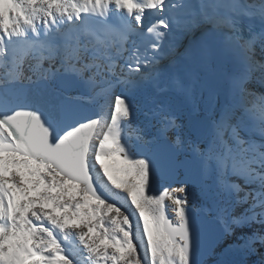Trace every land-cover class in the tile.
<instances>
[{
  "label": "bare ground",
  "instance_id": "1",
  "mask_svg": "<svg viewBox=\"0 0 264 264\" xmlns=\"http://www.w3.org/2000/svg\"><path fill=\"white\" fill-rule=\"evenodd\" d=\"M13 1H9L10 3L0 2V34L5 35L23 29L25 25L45 24L47 21H53L54 18H60L73 10L78 11L95 0H60L50 6L48 4L52 1L41 0L39 2L45 6L43 9H33L32 5L29 4L28 9L33 12H27V8V10L19 9ZM97 1L104 5H114L115 9H134L138 13L146 14L152 3L161 0H140V6H134V0ZM251 45L254 46L253 43L246 45L249 53L253 52ZM176 49L178 50V48ZM62 60L68 66L72 65L75 68L79 79L84 83L83 86L68 91L67 94L92 103L97 102L100 107V123L92 140L89 165L93 152L98 155L104 151H110L112 147L123 141L124 135L126 136L130 132L140 133L144 139L149 137L152 140L160 135L171 136L181 148L183 155L188 156L185 154L188 152V157L195 158L197 152L202 154L198 160L204 164L205 173L208 172L207 159L214 157V168L222 165L227 166L228 179L231 181L230 191L238 192L239 202L237 208L230 206L225 211L228 218L227 234L219 243L218 253L211 261L214 264H237L235 255L243 253L246 256L245 264L255 262V256L251 250L254 244L253 240L247 239L246 236L248 235L247 228L254 226L256 222L252 220L245 223L244 220L253 214H257L258 218L255 220L264 227L262 216L264 215V202L260 208L254 206L256 201L264 197V166L259 169L257 177L250 176L248 168L242 169V165H244L242 160L247 161L252 156L250 167L253 168H257L253 165L254 162L264 160L262 158L264 138L256 135V129L264 126V119L262 121L254 119L256 115L264 114V61L261 62L258 54L253 52L251 64L247 69L243 67L237 70L233 65L237 59L233 58L228 51L221 64H216L213 60L208 59L202 69L189 65L182 66L179 71L167 75V82L163 80L165 71L160 65L156 68L157 75L154 71L150 75H145L144 84L124 82L119 86H116V80L99 75L98 73L101 71L98 69L91 71L83 57L76 59L68 56L67 59L65 54L59 57V63H54L57 60H53L48 64L51 68L49 71H43L41 78L48 79L58 87L55 79L64 67V64H61ZM77 61L89 69L79 68L76 66ZM21 65L20 69L15 72L12 65L10 70L5 68L6 70L0 77V84L17 80L24 81L25 76L27 77L26 68L31 63L27 58H24ZM212 74L218 77L219 82L218 87L208 96L207 81ZM156 77L158 81L151 82ZM125 80L127 81V79ZM247 80L250 81L249 87L258 89L261 96L254 95L251 88L245 89ZM153 87L157 88L158 91L154 92ZM202 114H207L210 117L212 125L201 138H197L191 133L192 117ZM105 123L108 125L107 134L102 137L104 130H101V127ZM111 129L113 130L111 131ZM0 137L13 139L8 129H5ZM239 137L242 138L238 140ZM242 140L247 142L249 148L244 149L246 143L240 145L239 142ZM236 141L239 147L235 146ZM147 144L150 145L151 143ZM243 149L248 152V155L245 153L246 156H243L239 152L240 150L243 152ZM249 149L254 150L253 155H251V151H248ZM231 161L233 166L229 168L228 164ZM1 165L2 162H0ZM105 165L104 163L100 165L95 173L92 169L91 171L102 187L108 193L116 196L123 206L136 217L138 224L135 228V234L139 239L140 248L150 264H153V253L156 249L154 226L160 225L159 212L162 211V204L148 191L140 193L139 190L135 191L134 187H129V185H125L122 189L127 194L120 196L114 193V189L112 190V187H108V185L109 183L113 184L115 175L107 170ZM181 185L189 187L186 184H179V186ZM241 191H243L242 194H240ZM246 192H249V197ZM233 197L234 195L229 196L226 205L231 203ZM250 200L254 202L250 203ZM15 203L17 206L14 205L15 209H13L12 206ZM22 208L19 190L13 193L12 187H9L8 184H0V216L4 217L0 223V259L8 257L13 251H20L23 245L30 240L47 246L52 253L57 255L60 251L59 246L49 231L40 230L38 234L32 237L28 235V226L32 220H36V212L22 213ZM142 214L145 216L142 217ZM44 215L40 214L36 221L42 218L48 219V216ZM51 220L52 222L55 221V219ZM173 220L175 221L174 216ZM228 223L235 224L232 234ZM259 232L262 233L263 231ZM70 234L72 240L79 243L78 237L71 232ZM180 242L182 241L178 240L174 244H178L180 247ZM77 252H74L75 256H78ZM86 258V256L82 257L84 262H86ZM107 261L103 264H107ZM53 264L77 263L69 255L58 254Z\"/></svg>",
  "mask_w": 264,
  "mask_h": 264
},
{
  "label": "rangeland",
  "instance_id": "2",
  "mask_svg": "<svg viewBox=\"0 0 264 264\" xmlns=\"http://www.w3.org/2000/svg\"><path fill=\"white\" fill-rule=\"evenodd\" d=\"M9 1L13 0H0V2L6 3H10ZM39 1L41 0H14L13 3L22 10H27L29 4L32 5L33 9L39 10L45 7ZM49 1H52L48 4L50 6L60 0ZM28 11L33 12L30 9ZM54 63H59V61ZM43 71L44 66H39V68L36 65L27 67V77L25 76L24 81L41 79ZM247 81L245 89L251 88L254 95L261 96V92L258 89L255 90L254 87H249L250 81ZM92 104L100 110L97 102ZM5 129H8L7 126L0 122V135ZM106 129H108V125L105 123L101 127V130H104L102 137L107 134ZM163 137L164 135H160L155 140L149 137L144 139L140 133L130 132L128 135H124L123 141L112 147L110 151H104L98 155L93 152L90 167L95 173L100 165L106 164V169L115 175L113 184L109 183L108 187H112L114 193L120 196L127 194L122 190L125 185L134 187L133 189L139 190L140 193L148 191L154 195L161 202L162 211L159 212L160 225L154 226L156 249L153 253V264H187L186 256L178 244L171 243L168 235L164 232L162 228L163 217L174 214L175 221L179 222L182 207L195 206L198 209H206L215 217H220L226 225L228 218L225 211L230 206L238 207V192L230 191L231 181L228 179L227 166L222 165L214 168V157L207 159L208 172L205 173L204 182L201 187L195 188L170 185L154 177L148 170V162L145 158L129 161L122 156L124 151L133 152L140 142L153 144ZM237 141L235 146L239 147ZM185 154L189 156L188 152ZM196 154L194 156L196 159L202 157L200 152ZM0 162H2L0 184H8L9 187H12L13 193L19 190L20 202L23 205L22 213L36 212L37 218L40 214H45L44 216H48L50 220L55 219L59 223H64L70 232L78 237L80 248L85 247V252L110 253L111 258L107 264H150L148 258L143 255L139 239L135 234V228L138 224L136 217L122 203L121 206H117L98 201L85 191L83 185L63 177L52 165L27 157L22 146L14 139H2L0 137ZM214 176L215 178H213ZM246 194L249 197V192ZM230 195H234V197L231 199V203L226 205ZM251 202L254 201L250 200ZM141 216L144 217L145 215L142 214ZM254 221L256 224L247 228L248 235L246 237L253 240L254 244L251 250L256 261L248 264H264V227L259 221ZM228 224L232 234L235 224ZM259 231L263 232L260 233ZM118 236L122 237L118 239ZM132 242L137 244L136 258L126 256ZM219 247L220 245L204 264H214L211 260L218 253ZM141 254L143 258H141ZM138 256L141 261L137 259ZM235 259L237 264H245L246 256L243 253L236 254Z\"/></svg>",
  "mask_w": 264,
  "mask_h": 264
},
{
  "label": "water",
  "instance_id": "3",
  "mask_svg": "<svg viewBox=\"0 0 264 264\" xmlns=\"http://www.w3.org/2000/svg\"><path fill=\"white\" fill-rule=\"evenodd\" d=\"M55 82L58 87L46 78L0 84V122L22 145L26 156L52 165L63 177L83 185L98 201L121 206L120 200L98 182L88 162L100 123L99 109L66 93L83 86L76 74L62 73ZM211 125L207 114L194 115L191 133L201 138ZM122 156L129 161L145 158L150 174L170 185L199 188L205 178L204 164L183 155L169 135L152 146L140 142L134 152L124 151ZM162 228L171 243L182 241L180 248L187 264H203L227 234L220 217L195 206L182 207L179 222L166 215Z\"/></svg>",
  "mask_w": 264,
  "mask_h": 264
},
{
  "label": "trees",
  "instance_id": "4",
  "mask_svg": "<svg viewBox=\"0 0 264 264\" xmlns=\"http://www.w3.org/2000/svg\"><path fill=\"white\" fill-rule=\"evenodd\" d=\"M136 253H137V244L135 242H132L129 247V252L126 253V256H133L136 258ZM137 259L140 260V257L138 256Z\"/></svg>",
  "mask_w": 264,
  "mask_h": 264
}]
</instances>
